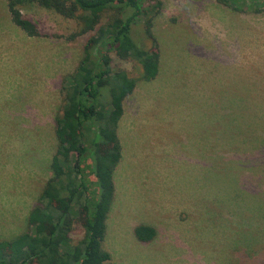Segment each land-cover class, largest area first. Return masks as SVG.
<instances>
[{"label":"rangeland","instance_id":"1","mask_svg":"<svg viewBox=\"0 0 264 264\" xmlns=\"http://www.w3.org/2000/svg\"><path fill=\"white\" fill-rule=\"evenodd\" d=\"M156 1V79L139 80L135 61H113L137 84L118 126L104 264H264V12ZM20 12L39 36L0 0V240L27 230L52 175L54 118L87 38L36 0ZM133 35L143 41L141 25ZM139 224L155 228L152 242L136 240ZM81 236L76 226L73 241Z\"/></svg>","mask_w":264,"mask_h":264},{"label":"trees","instance_id":"2","mask_svg":"<svg viewBox=\"0 0 264 264\" xmlns=\"http://www.w3.org/2000/svg\"><path fill=\"white\" fill-rule=\"evenodd\" d=\"M28 1L6 0L8 12L11 21L27 36H39L37 26L20 12ZM36 1L74 20L76 31L72 37L87 38L75 70L64 80L61 112L54 118L52 175L27 215V230L10 240H0V264H104L110 260L103 242L116 194L114 174L122 152L118 126L125 101L137 84V79L113 61H135L140 67L139 80L156 79L160 53L152 32L154 17L149 12L158 8L159 2ZM215 1L238 12H264V5L256 0ZM138 25L143 34L141 43L133 35ZM76 226L81 227L82 236L74 242ZM133 234L138 242L147 244L156 238L157 231L139 224Z\"/></svg>","mask_w":264,"mask_h":264}]
</instances>
